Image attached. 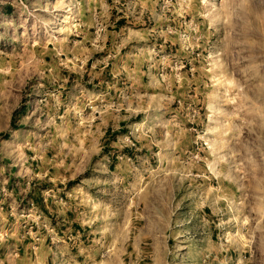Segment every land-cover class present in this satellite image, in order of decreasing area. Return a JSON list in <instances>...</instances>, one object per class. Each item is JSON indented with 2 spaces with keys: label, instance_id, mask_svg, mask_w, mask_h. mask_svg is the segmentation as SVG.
<instances>
[{
  "label": "rangeland",
  "instance_id": "374dc122",
  "mask_svg": "<svg viewBox=\"0 0 264 264\" xmlns=\"http://www.w3.org/2000/svg\"><path fill=\"white\" fill-rule=\"evenodd\" d=\"M0 264H264V0H0Z\"/></svg>",
  "mask_w": 264,
  "mask_h": 264
},
{
  "label": "bare ground",
  "instance_id": "6f19581e",
  "mask_svg": "<svg viewBox=\"0 0 264 264\" xmlns=\"http://www.w3.org/2000/svg\"><path fill=\"white\" fill-rule=\"evenodd\" d=\"M221 97L220 98H218V100H217V103L215 104V106L214 107H216L217 105H220V103H221Z\"/></svg>",
  "mask_w": 264,
  "mask_h": 264
}]
</instances>
